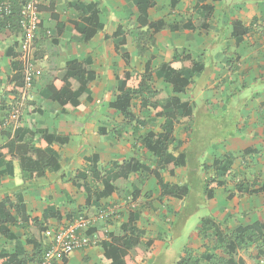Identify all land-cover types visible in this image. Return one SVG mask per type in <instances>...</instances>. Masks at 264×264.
Segmentation results:
<instances>
[{"label": "crops", "instance_id": "1", "mask_svg": "<svg viewBox=\"0 0 264 264\" xmlns=\"http://www.w3.org/2000/svg\"><path fill=\"white\" fill-rule=\"evenodd\" d=\"M140 1L43 0L35 41L40 73L25 99L8 93L13 64L20 63L13 57L18 54L17 34L0 30V159H6L0 166V203L6 202L12 217L17 216V208L31 219L47 220L45 229L81 217L90 222L86 232L92 244L55 264H114L105 258V247L112 243L111 234L124 236L120 234L129 229L131 215L132 225L144 233L142 241L152 242L151 257L136 264H149L153 252L162 249L169 254L168 243L187 226L191 240L174 264L189 254H209L217 241L214 230L202 234L204 218H211L222 234L241 227L264 228V0H179L177 4L153 0L148 8L141 6L147 18H140ZM93 3L99 6L102 27L90 41H84L75 32L81 18L75 6L86 8ZM202 5L213 7L205 22L208 28L203 26ZM157 22L171 28L154 33L149 24ZM235 22L249 28L248 33L235 37ZM188 25L193 28L177 29ZM182 51L205 69L178 94L159 70ZM72 61H89L92 71L88 98L78 107L51 97L52 84ZM147 65L152 87L163 99L178 97L194 106L190 121L172 124L159 118L142 127L113 108L121 94L120 79L131 72L142 76ZM131 106L135 118L155 116L140 99ZM14 111L18 112L15 116ZM169 131L173 136L167 151L171 164L163 163L143 144L150 132ZM43 133L70 138L68 144L56 142L46 150L59 157L64 176L47 171L44 178L24 179L15 146L36 134L33 145L43 148L47 145ZM132 159L149 171L116 180L113 165ZM178 162L181 165L176 166ZM80 172L87 175L82 189L74 184ZM193 173L200 190L191 187ZM212 179L225 185L209 198L206 180ZM105 185L110 194L97 201ZM174 186H188L189 195L182 200L163 195L164 189ZM194 214L196 220H191ZM1 227L9 233L0 238V256H18L27 264L50 248L46 234L30 226ZM33 237L46 249L41 257L35 256L29 242ZM223 249L220 246L216 253L228 258ZM256 255V245L239 252L244 264H264Z\"/></svg>", "mask_w": 264, "mask_h": 264}, {"label": "trees", "instance_id": "2", "mask_svg": "<svg viewBox=\"0 0 264 264\" xmlns=\"http://www.w3.org/2000/svg\"><path fill=\"white\" fill-rule=\"evenodd\" d=\"M216 1V0H215ZM179 3V0H173V4ZM141 12V17L145 16L146 13L142 12L141 6L145 5L148 8L153 4V0H142L137 3ZM17 6V4H16ZM79 9L81 18L80 21L75 24V32L77 35L81 36L84 41H90L100 30V9L98 4H90L86 8H82L78 5L75 6ZM204 12L206 13L204 20V28L206 26V21L212 16L213 7L209 5H202ZM144 10V9H143ZM147 18V17H146ZM18 6L15 11L14 17L12 16L7 20L10 25V29L18 34ZM149 23H146L148 25ZM5 26V24H4ZM149 28L154 30V33H158L165 29H170L168 25L163 22L151 23ZM193 28L192 25L185 27H179L177 29H188ZM176 29V27H174ZM249 28H246L242 23H234V34L235 37L239 38L248 33ZM150 39V38H149ZM19 56L14 54L13 57ZM15 67V74L11 78L8 93H13L14 95L20 96L25 91V77L22 70L21 63L13 64ZM89 61L80 63L77 61H72L67 63L66 67L59 72L55 83L52 84V94L51 97L54 100L63 99L64 102L70 103L74 107L81 106L82 101L88 98L87 90L89 84L91 83L92 71L90 69ZM204 65L202 63L196 62L192 59L189 54L182 51L177 54L173 61L169 64H164L159 71L165 74V80L173 86L174 93H184L188 87L191 85L195 75L200 74L204 70ZM36 70L39 71L38 66ZM151 74L150 66H146L145 73L140 76L138 73H127L121 81V94L117 99L115 104H112L113 108L117 109L119 112L130 117L131 120L135 121L139 126H147L148 124L157 121L159 118H164L167 121H171L172 124H177L181 119H190L193 116L194 106L188 101L179 99L178 97H166L163 99L164 95L155 91L151 84ZM13 87V88H12ZM140 99L142 106H149L154 110L155 116L148 118H135L133 117V111L131 103L133 100ZM169 124V122H168ZM168 126V125H167ZM22 132V131H21ZM21 133H18L19 138ZM28 135L24 138L22 143L15 146L17 157L20 160L23 178L24 179H40L44 178L47 171L61 173L64 176L60 164L59 157L56 155H51L46 152V150L54 143H59L60 146L68 144L70 138H59L54 135H48L43 133L42 139L47 143L43 148H38L33 145L34 138L36 134ZM173 142L172 131L164 132L162 134H155L150 132L144 139L143 144L146 145L148 150L152 152L156 157L162 158L163 163L171 164L172 160L167 156V151L170 144ZM1 154V147H0ZM14 158V157H13ZM6 162V159H0V166ZM178 161V160H177ZM176 166L181 165L180 162L175 163ZM113 168L117 170V179L127 180L130 174L138 172H148L149 168L139 161L132 159L124 161L121 164H114ZM160 180L158 173L156 171H151ZM223 176V175H221ZM1 177V174H0ZM87 175L80 172L74 178V184L80 186L82 189L86 186ZM115 180V181H116ZM162 184V182H161ZM225 183L212 180H206L207 194L211 198L215 189L224 186ZM109 186L105 185V189L98 196L97 201L104 197H107L110 193L108 190ZM188 186H174L163 190L164 196H171L178 199H184L189 195ZM90 199V197H89ZM92 200V199H91ZM90 204V200L87 204ZM0 224L6 226L21 224L23 228L29 227L33 228L37 233L42 234L47 231L45 229V221H38L36 219H31L23 211L18 212L17 216L11 215V211L7 210L6 202L0 203ZM135 222L134 216L131 215L129 229L123 230L120 235L123 237L112 236V243L106 245L105 258L114 262V264H136L147 261L151 257V246L152 242L148 241L144 243L142 238L144 233L136 229L132 224ZM202 234L206 235L209 231L214 230V234L217 241V246L210 250L209 254L203 255L202 257H193L189 254L187 257L182 258L178 264H202L207 262V264H244L242 259L239 257V252L248 249L250 245H256V252L258 259L264 261V228L259 229V227L253 228H238L234 232H229L226 234L220 233L219 228L213 222L211 218H204L202 220ZM9 231L4 228H0V238L7 236ZM29 242L34 246L36 255L43 254L42 245L37 238L30 239ZM223 246V251L228 255V258L218 256L216 250ZM129 259H126L128 256ZM40 258H38L39 260ZM36 260V259H34ZM66 260V258H63ZM1 264H23L26 260L18 256H0ZM55 264V263H54Z\"/></svg>", "mask_w": 264, "mask_h": 264}, {"label": "built area", "instance_id": "3", "mask_svg": "<svg viewBox=\"0 0 264 264\" xmlns=\"http://www.w3.org/2000/svg\"><path fill=\"white\" fill-rule=\"evenodd\" d=\"M42 1L43 0H0V30H11L7 20L12 16L14 17L18 6V58L25 77L26 88L21 95L24 99L34 88L36 78L40 73V70H36L35 41L37 38L40 16L39 6L42 4ZM17 113L18 112L14 111V116L17 115ZM101 218L104 219L103 216H101ZM89 224L90 222L85 219V217H81L76 219L73 223L58 228L48 227L45 234L46 239L50 243L49 250L39 260L36 259L27 264H54L57 260L67 258L78 250L88 248L92 244L86 232Z\"/></svg>", "mask_w": 264, "mask_h": 264}, {"label": "rangeland", "instance_id": "4", "mask_svg": "<svg viewBox=\"0 0 264 264\" xmlns=\"http://www.w3.org/2000/svg\"><path fill=\"white\" fill-rule=\"evenodd\" d=\"M210 142V141H207ZM211 143V142H210ZM200 157L201 164H204L205 160ZM202 165L201 168H203ZM194 174H192L191 178V187L193 186L195 190H200L201 185L200 183L194 178ZM191 209V208H190ZM205 211V210H204ZM196 214H194L195 219ZM191 231L186 227H181V229L177 232V234L173 237V242L168 243L169 254H166V249L160 251L159 253L153 252L152 261L149 264H174L175 258L181 253L182 248L186 246L191 238H190ZM168 259V260H167Z\"/></svg>", "mask_w": 264, "mask_h": 264}]
</instances>
